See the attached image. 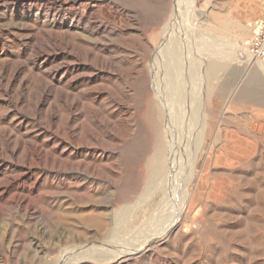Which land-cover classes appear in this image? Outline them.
<instances>
[{"label":"rangeland","instance_id":"1","mask_svg":"<svg viewBox=\"0 0 264 264\" xmlns=\"http://www.w3.org/2000/svg\"><path fill=\"white\" fill-rule=\"evenodd\" d=\"M172 1L0 0V264H60L168 227L149 165ZM179 13L208 134L178 225L112 264H264V105L242 96L255 77L264 87L249 53L264 0H188Z\"/></svg>","mask_w":264,"mask_h":264},{"label":"bare ground","instance_id":"2","mask_svg":"<svg viewBox=\"0 0 264 264\" xmlns=\"http://www.w3.org/2000/svg\"><path fill=\"white\" fill-rule=\"evenodd\" d=\"M81 1L92 2L94 0ZM187 1H172L161 45L157 52L155 68L153 67V94L156 97L157 110L154 112L156 128L154 151L150 157L149 184L151 186L157 182L156 191L161 194L160 200L154 208L158 212L156 213H164L172 208L174 217L170 220L168 227L164 228V233L157 232L147 238L143 235L145 240L139 246L133 245L132 247V243L125 244V246L119 242L112 244L110 238L111 240L98 246L80 248L74 254L69 251V254L63 255L60 264H70L68 261L71 259L75 260L74 264L89 262L112 264L121 259L136 256L156 243L161 236H168L187 210L190 188L195 181L198 161L196 158L204 143L203 140L208 134L207 121L210 119V111L208 112L207 109L208 101L204 97L202 98L204 94L200 93L202 96H199L198 93L195 94V91L187 90V29L177 24L181 7L185 4L187 7ZM184 2L185 4H183ZM62 4L63 6L70 5L66 1H63ZM258 64L261 65L260 72L264 73V63ZM208 69L212 75H217L221 70V65L214 62ZM256 82L257 77L253 84H249L248 90H245L242 96L250 97L252 102L264 105V87L261 83ZM197 89L200 91L198 87ZM148 190L145 189L144 192L146 193ZM139 231L134 232L135 237L138 236L137 232Z\"/></svg>","mask_w":264,"mask_h":264},{"label":"built area","instance_id":"3","mask_svg":"<svg viewBox=\"0 0 264 264\" xmlns=\"http://www.w3.org/2000/svg\"><path fill=\"white\" fill-rule=\"evenodd\" d=\"M249 53L254 63H264V13L254 24V37Z\"/></svg>","mask_w":264,"mask_h":264}]
</instances>
